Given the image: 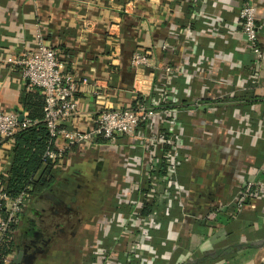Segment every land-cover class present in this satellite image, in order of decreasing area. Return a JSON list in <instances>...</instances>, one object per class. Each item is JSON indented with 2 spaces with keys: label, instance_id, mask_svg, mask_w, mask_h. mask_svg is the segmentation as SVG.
I'll list each match as a JSON object with an SVG mask.
<instances>
[{
  "label": "crops",
  "instance_id": "1",
  "mask_svg": "<svg viewBox=\"0 0 264 264\" xmlns=\"http://www.w3.org/2000/svg\"><path fill=\"white\" fill-rule=\"evenodd\" d=\"M241 3L0 0V110L25 115L20 96L28 88L14 60L35 50L37 31L79 83V114L68 127L86 130L103 107L131 108L134 86L147 93L157 85L177 90L184 145L176 178L181 190L171 211L178 220L165 219L153 239L166 259L160 264H264V1H255L261 50L256 68L241 35ZM135 51L147 54L156 68L136 70ZM166 65L173 67L171 73L157 70ZM97 81L102 96L94 95ZM156 127L162 130L165 123ZM134 141L70 149L55 166V183L26 199L15 247L4 264H17V244L36 236L38 248L27 250L34 256L19 264H93L98 224L105 215H118L115 195L133 198L134 186L144 182L143 149ZM12 145L0 140V187ZM246 181L256 185L237 212L236 198ZM181 202L191 209L186 218ZM70 208L75 211L65 217L73 225L66 227L67 221L54 215ZM119 232L113 225L107 238ZM132 238L138 237L128 238L126 246Z\"/></svg>",
  "mask_w": 264,
  "mask_h": 264
},
{
  "label": "built area",
  "instance_id": "2",
  "mask_svg": "<svg viewBox=\"0 0 264 264\" xmlns=\"http://www.w3.org/2000/svg\"><path fill=\"white\" fill-rule=\"evenodd\" d=\"M207 1L197 0V4L204 6ZM255 1L242 0L238 18L241 35L255 55L256 68L261 50L258 45ZM162 47L166 50L165 44ZM14 63L20 67V75L27 88L40 90L44 95L43 121L50 138L55 142L45 157L52 162L62 161L75 146H114L122 138L135 140L143 149L144 182L141 186L139 183L134 186L138 196L131 198L123 193L115 195L116 204H119L118 215L114 218L105 215L103 223L98 224L99 232L91 246L94 252L93 264L164 262L166 259L153 239L162 231L165 219H177L173 218L171 211L172 202L178 198L177 191L181 190L176 178L181 165L180 150L184 148L180 132V109L175 105L177 90L157 85L147 93L134 86L135 100L131 108H100L92 118L91 125L86 130H79L66 126L79 114L76 98L79 83L72 73L64 71L58 51L44 43L41 31L36 34L35 50L24 52ZM131 65L138 71L152 66L156 68L151 58L140 51L132 53ZM172 69V66L166 65L157 70L171 73ZM253 77L255 81L257 73ZM94 85V95L102 96V86L98 81ZM23 118L20 120L18 114L0 110V140L13 141ZM159 121L165 123L162 130H157L156 123ZM24 124H29V120H25ZM255 185L252 181L243 183L234 205L237 212L245 206ZM28 197L27 193L22 192L17 198L10 199L5 189L0 187V211L4 212L0 218V240L8 227L17 223ZM144 204L150 205L147 213H144ZM180 208L183 218L191 214L188 205L181 202ZM113 225L119 227L120 232L117 236L107 238ZM132 236H137V240L132 238L126 246L125 242ZM106 239H110L109 243ZM164 244V241L161 242V247Z\"/></svg>",
  "mask_w": 264,
  "mask_h": 264
},
{
  "label": "trees",
  "instance_id": "3",
  "mask_svg": "<svg viewBox=\"0 0 264 264\" xmlns=\"http://www.w3.org/2000/svg\"><path fill=\"white\" fill-rule=\"evenodd\" d=\"M20 101L25 115L19 130L13 136L10 165L6 179L2 182L10 199L17 198L22 192L28 195L39 194L55 183L54 169L57 160L52 162L45 157V153L53 149L55 142L50 138L43 121L44 95L40 90L28 89L22 93ZM25 120H29V124H24ZM149 206L144 204V213L148 212ZM16 227V224L9 226L0 240L1 264L5 263L15 247Z\"/></svg>",
  "mask_w": 264,
  "mask_h": 264
},
{
  "label": "water",
  "instance_id": "4",
  "mask_svg": "<svg viewBox=\"0 0 264 264\" xmlns=\"http://www.w3.org/2000/svg\"><path fill=\"white\" fill-rule=\"evenodd\" d=\"M19 119L21 120L23 118L22 112L19 111ZM31 243H23V244H17V254L15 256L14 261L19 264L21 262V260H25L26 262L31 259L34 254L33 253H28L27 254V250H29L31 248Z\"/></svg>",
  "mask_w": 264,
  "mask_h": 264
},
{
  "label": "flooded vegetation",
  "instance_id": "5",
  "mask_svg": "<svg viewBox=\"0 0 264 264\" xmlns=\"http://www.w3.org/2000/svg\"><path fill=\"white\" fill-rule=\"evenodd\" d=\"M86 192H87V191H86ZM91 194H94V191H93V190H92L91 192L88 193L89 196H91ZM85 195H86V196H85ZM88 195L85 194V192L83 193V196H84L85 199H87ZM69 210H70V211H69ZM71 211L74 212L75 209H74V210H73L72 208H70V209H64V210L60 211L57 215H54V217H58L60 220L64 219L65 221H67V222H65V224L67 223L66 227H70V226H72L73 224H72V222H69L68 218H66L65 216H68V215L70 214ZM58 230L60 231V233H58L57 235H61V232L63 233V231L60 230V229H58ZM40 241H41V239L38 240V239H37V236H36V237H35L34 239H32L31 242H29V243H31V246L34 247V246L37 245V242H40ZM43 241H45V240H43ZM36 248H38V247L36 246Z\"/></svg>",
  "mask_w": 264,
  "mask_h": 264
}]
</instances>
